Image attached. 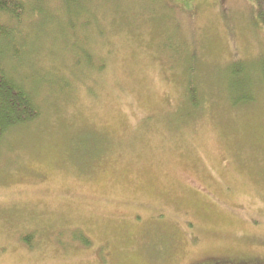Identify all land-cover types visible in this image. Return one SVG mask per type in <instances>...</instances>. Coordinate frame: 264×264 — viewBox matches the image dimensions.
Listing matches in <instances>:
<instances>
[{
	"label": "rangeland",
	"instance_id": "374dc122",
	"mask_svg": "<svg viewBox=\"0 0 264 264\" xmlns=\"http://www.w3.org/2000/svg\"><path fill=\"white\" fill-rule=\"evenodd\" d=\"M36 3L45 24L22 31L41 117L0 145V264L263 263L254 1Z\"/></svg>",
	"mask_w": 264,
	"mask_h": 264
},
{
	"label": "trees",
	"instance_id": "16d2710c",
	"mask_svg": "<svg viewBox=\"0 0 264 264\" xmlns=\"http://www.w3.org/2000/svg\"><path fill=\"white\" fill-rule=\"evenodd\" d=\"M36 1L37 0H0V145L12 131L14 132L21 128H27L41 117V109L31 91L32 87L27 82L32 77L29 70H27L31 69V67L27 64V56L24 51V48L29 45L27 42L29 37L27 36L28 31H22V25L25 19L31 20H29L31 25H28L27 28L38 25L37 29L46 21H44L45 18H41L43 16V10H41L40 15H37L39 7ZM41 1L42 0H40L39 6L43 5ZM62 1L70 4L74 0ZM253 1L255 3V17H258V19L256 18L257 21L264 28V0ZM33 3H36V7L34 8L32 7ZM78 13L79 12L76 11L74 15L77 17ZM33 20L38 22H34ZM86 56L87 59L92 58L90 54ZM102 67H104V64L101 65V69ZM85 68L89 70L88 73L93 70L99 72L98 69L92 67V65H88ZM231 73H233L232 77L235 79L239 77L242 78L244 67L236 66L232 68ZM22 74L25 75L23 76ZM34 78L31 80L33 83H35ZM50 80L52 81V79ZM50 80L47 84H52V89L57 87V84L54 81L51 83ZM47 84L45 82H38L39 89L45 88L49 91L47 86H45ZM64 84L70 85V82L65 81ZM32 90L36 96L39 97L38 91L33 88ZM79 241L84 244L88 243L87 239L83 236ZM24 242L29 244L27 239H25ZM198 264H264V262L261 263L260 260L256 259L230 261L225 258H212V260L200 262Z\"/></svg>",
	"mask_w": 264,
	"mask_h": 264
}]
</instances>
